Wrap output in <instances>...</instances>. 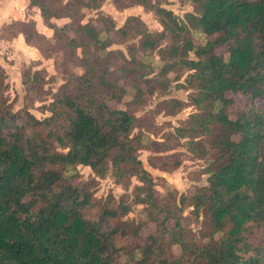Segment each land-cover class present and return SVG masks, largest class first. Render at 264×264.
<instances>
[{"label":"trees","instance_id":"obj_1","mask_svg":"<svg viewBox=\"0 0 264 264\" xmlns=\"http://www.w3.org/2000/svg\"><path fill=\"white\" fill-rule=\"evenodd\" d=\"M146 1L137 3L149 6ZM189 1L195 11L186 14V22L160 5L151 6L163 31L140 30L139 44L130 47L129 59L123 55L120 73L134 90L132 104L141 109L146 96L167 89L162 80L167 73L179 72L180 78L188 72L190 101H162L158 113L177 116L189 105L198 111L158 145L166 153L185 141L190 152L208 161L203 172L208 185L180 197L197 221L202 218L199 232L184 228L176 205H159L153 178L137 157L146 147L143 135H134L139 118L108 105L118 89V82L107 78L114 52L102 57L86 52L80 59L83 73L72 74L53 115L42 120L27 110L13 112L0 75V264H264V105H259L264 103V0ZM31 6L40 8L48 27L61 37L66 26L58 29L50 18H73L88 4L31 0ZM97 21L104 26L71 24L74 37L68 47L105 50L110 33L128 37L137 32L134 23L143 26L136 16L119 30L109 17ZM33 26H23L27 43L40 35ZM193 31L205 41L196 44ZM168 37L172 44L164 49L161 42ZM154 51L164 62L160 78L150 77L143 62ZM138 53L143 58L137 59ZM236 96L246 99L241 109ZM166 157L152 162L162 170L181 164ZM79 165L101 178L110 167L136 176L143 183L138 194L146 193L137 203L146 205L157 234L141 238L142 225L125 218L131 204L124 197L116 207L113 197L96 203L87 189L74 185L66 172ZM169 219L175 221L172 229ZM130 235L134 243L128 245L124 238ZM174 246L180 247L179 256Z\"/></svg>","mask_w":264,"mask_h":264},{"label":"rangeland","instance_id":"obj_2","mask_svg":"<svg viewBox=\"0 0 264 264\" xmlns=\"http://www.w3.org/2000/svg\"><path fill=\"white\" fill-rule=\"evenodd\" d=\"M69 0H62L65 4ZM87 7H79L78 14L73 18H50V23L64 32L58 36L56 30L48 27L39 7L31 6V0H0V75L4 76L6 89L2 93L13 104V112L27 110L36 118L42 120L53 115V105L60 94L62 87L69 81L72 74H82L80 59L86 52L100 57L106 56L108 52H114L109 67L107 78L118 82V89L115 98L108 100V105L113 110H127L139 118V125L134 130V135H143L145 149L137 153L138 159L144 168L153 178L154 188L158 196V203L161 206H174V213L182 218V224L188 231L199 232V222L197 221L192 207H185L180 202L181 195L193 196L200 186L208 185V175L203 174L208 166L207 159H200L188 150L186 142L183 141L181 147L161 152L158 145L162 137L169 132H176L181 123L188 119L192 112H197V108L192 105L184 108L177 116H168L167 110H163L161 102L172 99L181 100L185 103L190 101V90L187 88L186 78L188 72H169L162 77L163 84L167 86L165 90H158L153 96H146L147 104L143 108H138L133 102L134 90L124 80L121 79L120 68L122 67L123 55L130 58V47L139 44L141 38L140 30L147 29L151 34L163 31L160 17L156 14L155 8L151 6H161L170 10L180 20L186 22V14L194 13L195 6L189 0H147L148 5H139L137 0H85ZM52 10L55 5L51 3ZM101 16L111 18V23L116 30L121 29L128 18L136 16L143 26L133 24L135 30L129 33L128 37L110 33V43L105 50H99L95 45L88 48L68 47L69 40L74 37L71 24H88L96 22L100 29L104 25L97 20ZM34 24L36 31L40 34L35 36L30 43L25 42L26 36L22 34L24 25ZM195 43L205 41V36L199 31H193ZM25 36V37H24ZM133 36V37H132ZM106 40L105 35H102ZM172 44L170 37L161 42L162 48H168ZM190 58L194 59V53H190ZM137 59L143 58L141 53L137 54ZM146 64V73L150 77H159L164 62L158 51L149 52L143 58ZM170 62V61H169ZM160 78V77H159ZM237 108L245 106L246 99L242 96L235 97ZM260 106L264 103L259 102ZM237 109L231 112L236 117ZM64 116L62 123L66 121ZM153 141V142H152ZM152 142V143H151ZM150 143V146H147ZM56 149L63 150L57 143ZM166 157L173 162L180 161L177 168L162 170L161 165L152 162L154 157ZM66 175L71 182L81 189H87L96 203H105L113 197L112 204L116 207L122 197L128 204H131V213L125 218L133 219L140 223L141 238L157 234V226L150 221L146 205L138 204V198H145L146 193L140 195L136 188L143 186V183L134 175H120L116 169L110 167L106 175L98 177L90 167L73 166L69 167ZM173 193V194H172ZM138 194V195H137ZM161 216V215H160ZM175 225L173 219H169L167 226L172 229ZM128 245L134 243V238L130 235L124 238ZM175 256L181 254L179 246L173 247Z\"/></svg>","mask_w":264,"mask_h":264},{"label":"crops","instance_id":"obj_3","mask_svg":"<svg viewBox=\"0 0 264 264\" xmlns=\"http://www.w3.org/2000/svg\"><path fill=\"white\" fill-rule=\"evenodd\" d=\"M18 1H20V0H18ZM26 1H29V0H26Z\"/></svg>","mask_w":264,"mask_h":264}]
</instances>
